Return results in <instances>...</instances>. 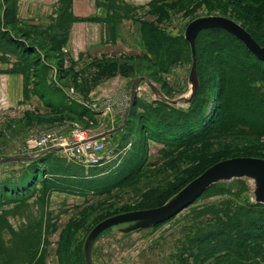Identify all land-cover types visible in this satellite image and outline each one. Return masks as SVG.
Instances as JSON below:
<instances>
[{
  "label": "rangeland",
  "instance_id": "obj_1",
  "mask_svg": "<svg viewBox=\"0 0 264 264\" xmlns=\"http://www.w3.org/2000/svg\"><path fill=\"white\" fill-rule=\"evenodd\" d=\"M116 8L126 18H135V13L130 15L122 6ZM10 12L7 10L0 20L1 34L24 45L16 52L19 59L22 53L29 65L26 63L24 67L27 68L24 70V101L9 113L0 111V159L6 156L13 159L16 155L24 158L22 152L28 149L27 140L31 137L54 134L69 141L76 129L95 135L106 132L112 124L116 127L118 120L101 115L114 113L115 104L124 103L132 89L135 94L130 95L132 103L129 100L130 103L127 101L120 108L130 104V114L125 125L122 124L124 128L105 139L113 152L104 165L88 166L68 158L62 151L40 155L34 162L32 159L30 162L0 160V183H18L19 187L18 194L0 190V264H86L88 237L101 223L165 206L185 186L219 162L234 158L264 160V129L252 133L243 127L236 131L240 128L237 126L233 131L204 138L166 157L169 149L142 133L143 124L162 111L158 106L162 97L178 100L179 104L172 106L174 109H190L191 101L184 103L180 98H186L190 89L192 53L188 58L174 56V61L165 60L164 54L169 52L172 43H158V35L175 39L173 43L178 46L177 40L185 41V29L190 22L215 16L233 21L264 47V0H157L141 13L137 29L125 31L130 35L127 41L134 44L137 58L102 59L64 73L59 68L57 53L45 44L55 36L39 29L14 26ZM119 23V17L114 16L110 24L114 35ZM142 23L154 36L155 42L151 45L142 32ZM206 32L201 31L195 40V55L198 87L202 88L198 101L206 98L207 109L217 96L219 84L216 82L219 80V83L222 76H230L224 69L219 70L222 64L215 49L225 41ZM29 41L37 42L41 51L25 43ZM210 41L209 48L216 50L213 56H217L213 57L214 66L201 55V47ZM28 44L33 51L25 55ZM151 46L160 49L158 55H153ZM225 47L232 49L229 45ZM11 48L0 46L3 55L12 51ZM239 50L243 52L242 48ZM126 80L125 93L116 94L114 100L90 98L107 83L121 85ZM245 81L243 79L245 84L231 93L225 90L235 106L252 104L264 96V78ZM133 85L135 88H131ZM227 88L226 83L224 89ZM195 97L196 94L191 100ZM254 105L258 107V103ZM227 111L224 108L220 113L219 110L216 118H224ZM257 123L264 128V123ZM234 124L231 115L228 116L226 127ZM32 165L37 166L39 174L31 182L28 178ZM127 173L128 176L122 178ZM256 196L257 183L250 178L221 180L163 223L143 228H135L138 224H121L104 231L94 241L91 263L224 264L202 258L208 249L196 242L208 233L217 219L226 222L227 206L255 203ZM129 228L131 231L127 230ZM260 261L264 264V256Z\"/></svg>",
  "mask_w": 264,
  "mask_h": 264
},
{
  "label": "trees",
  "instance_id": "obj_2",
  "mask_svg": "<svg viewBox=\"0 0 264 264\" xmlns=\"http://www.w3.org/2000/svg\"><path fill=\"white\" fill-rule=\"evenodd\" d=\"M142 26L144 28V31L142 32L146 37V41L151 45L155 42L154 36L151 34L150 30L147 29L146 24L142 23ZM206 31V34H210L211 37H221V40L225 41V43L217 45L215 47L217 50L216 52L213 48H209L211 46L210 41L206 46L201 47V55H204L205 59L210 62V65L214 66L216 60L213 57L217 56H213V52H216L219 56L217 58L219 59L220 64H222V66L220 65L219 70L224 69L230 77L227 78V76H222L220 82L218 83L219 80L216 82L219 84V90L213 103L207 109V106H204L208 103L206 98H202L198 101L202 90V88L199 87L196 92V97L191 100L189 104L190 109L185 111L172 108V106L167 104L164 100L158 102V106L162 111L159 115L152 117L143 124L142 133L144 132L148 138L161 143L169 149L168 153L165 154V157L173 153L175 150H179L182 147H186L187 145L193 144L204 138L218 136L220 133H226L228 130L233 131L237 126H240V128H237L236 131H239L238 129L243 127L249 129V132L252 133L257 132L259 129H264L257 125V122L264 123V96L254 100L252 104H238L237 106L233 104L229 96L231 90H235L242 86V84H245L243 79H246V81H258L259 79L264 78V63L254 57L244 45L240 44V42L230 34L219 29H207ZM0 40L1 46H7L9 48L15 45L18 46V48L20 45L24 46L21 43L18 45L17 42L3 34L0 37ZM226 40H229V42ZM157 41L158 43L165 41L172 43L169 52L164 54L167 58L165 60L167 61H174V56L177 58L191 57L190 46L184 40H177L180 43L178 46H175L173 43L175 39L168 38L164 34H159ZM254 41L256 42L255 39ZM154 45H157V43ZM228 45L231 46V50H228L225 47ZM241 48L243 52H240L239 49ZM237 49L239 51L235 52ZM25 51L26 55L27 52L30 53L33 50L31 48V51L30 49H26ZM151 51L153 55L156 56L160 49L154 47ZM142 58L146 59L144 55ZM20 59H25L24 57L22 58V53L20 54ZM37 59L38 58H36L37 63L40 64ZM25 63L28 64V61L26 60ZM32 63L37 69V64L33 61ZM205 76L207 77L208 75L205 73ZM209 80L210 82L213 81L212 76ZM226 83L228 88L224 89ZM195 103H197V105L193 107ZM255 103H258V107H255ZM133 104L136 106L135 102H133ZM224 108L228 110L224 118L220 119V116L216 118V112L219 113L220 110V113H222ZM129 114L130 110L127 118ZM230 115L235 124L231 128H227L226 121ZM34 161H36V159H33L31 162ZM36 167L37 166L33 165L31 167V176L28 178L31 182L33 179L38 178L39 172L36 170ZM128 173L122 178L127 177ZM26 176H28L27 173ZM121 180L122 179L118 182ZM31 185L33 184L31 183ZM17 186L18 183L12 184L9 182H2L0 183V190H2L3 193L9 192L10 195L18 194L19 187ZM16 187L17 189L14 190ZM22 190L23 192L25 191L24 189ZM155 202H157V200ZM225 209L226 216L224 218L226 219V222H223V219H217L208 233L206 232L207 234L200 237V241L198 240V242H196L193 240V242L205 246L208 249L203 252L204 255H202V258L213 259L214 262H223L224 264H262L260 259L264 256V205L251 203L235 207L227 206ZM223 226H226V228H222ZM217 227L219 228L217 229ZM224 231L227 232V234H225Z\"/></svg>",
  "mask_w": 264,
  "mask_h": 264
},
{
  "label": "crops",
  "instance_id": "obj_3",
  "mask_svg": "<svg viewBox=\"0 0 264 264\" xmlns=\"http://www.w3.org/2000/svg\"><path fill=\"white\" fill-rule=\"evenodd\" d=\"M156 1L157 0H0V20L4 19L8 10L11 11V22L14 26L24 27L29 30L39 29L42 30L41 32L47 31L49 35H54V40L51 41L49 39L45 44H47L49 50L57 53L59 68H62L64 73L65 70L81 68L86 66L89 62L102 59L112 57L137 58L136 53H134L136 51L133 50L134 44H131V41H127L130 35L125 33V31L129 28L137 29L142 19L141 13L153 3H156ZM8 4H10L12 10L7 8V6L9 7ZM118 6H122L129 10L128 12H131L130 15L135 13V18H126L121 10H117L116 7ZM114 16L119 17L120 21L114 29L115 35L110 30V24ZM126 19L129 21L128 25ZM122 27L123 29L121 30ZM0 32H2L1 28ZM1 36L2 34L0 37ZM18 37L22 39L20 36ZM25 43L32 44V48L34 47L33 50L41 51L37 42L29 41ZM29 44L27 48L31 49ZM11 49L12 51H6V53H8L6 55H3L0 49V111L4 110L6 113L16 109L24 101V70L27 69H24L26 59L21 60L17 56L16 51H19L18 46L15 45V49L14 47ZM138 57L141 58L142 56ZM127 83L128 80L124 81L121 85L113 84L109 86L107 83L100 90H97V95H92L90 98L94 97L95 99L96 97H101L102 100L105 101L114 100L116 94L125 93ZM131 88H134V85ZM134 94L135 91L132 89L131 93H127L124 103L115 104L116 109H114V113L110 112L101 115V117H111L118 121L115 125L116 127H113L112 124L110 128L107 127V129H105L106 132L96 133V135L104 134L113 137L115 132L117 133L124 128L130 110V108H128L130 104L128 105V103H130L129 100H133L132 96H134ZM127 101L128 106H125L124 109H120ZM5 112H3V114H5ZM14 157L15 158L12 159L10 156H6L0 160H22V162L26 160V158H17V155Z\"/></svg>",
  "mask_w": 264,
  "mask_h": 264
},
{
  "label": "water",
  "instance_id": "obj_4",
  "mask_svg": "<svg viewBox=\"0 0 264 264\" xmlns=\"http://www.w3.org/2000/svg\"><path fill=\"white\" fill-rule=\"evenodd\" d=\"M207 29H219L230 34L238 39L254 57L264 62V47H260L243 28L233 21L215 16L193 20L187 25L184 33V39L189 44L192 53V65L189 78L191 91L187 99L180 98V100L185 103L191 101L198 89L195 40L199 32ZM161 100H164L167 104L172 106L178 104V100L171 101L164 97H162ZM234 178H250L254 180L257 183L255 203L264 205V160L252 158L225 160L205 170L199 177L185 186L174 199L165 206L150 211L121 216L101 223L88 237L85 263L92 264L90 258L92 246L96 238L104 231L121 224H138L135 228H143L163 223L190 206L211 185L221 180H232ZM130 229L131 228L127 230L131 231Z\"/></svg>",
  "mask_w": 264,
  "mask_h": 264
},
{
  "label": "built area",
  "instance_id": "obj_5",
  "mask_svg": "<svg viewBox=\"0 0 264 264\" xmlns=\"http://www.w3.org/2000/svg\"><path fill=\"white\" fill-rule=\"evenodd\" d=\"M80 130H74L69 141L54 134L31 137L27 140L28 149L22 152V156L38 158L42 153L56 149L62 151L68 158L88 166L106 164L108 162L106 160H110V154L113 152L105 142L109 135H94Z\"/></svg>",
  "mask_w": 264,
  "mask_h": 264
},
{
  "label": "bare ground",
  "instance_id": "obj_6",
  "mask_svg": "<svg viewBox=\"0 0 264 264\" xmlns=\"http://www.w3.org/2000/svg\"><path fill=\"white\" fill-rule=\"evenodd\" d=\"M190 91H191V87H190V89H189V91H188V94L186 95V98L185 99H187L188 97H189V94H190ZM178 104H179V101L177 102ZM185 103V102H184ZM177 104V105H178ZM172 106V105H171Z\"/></svg>",
  "mask_w": 264,
  "mask_h": 264
}]
</instances>
